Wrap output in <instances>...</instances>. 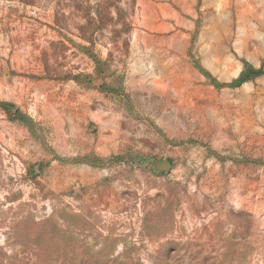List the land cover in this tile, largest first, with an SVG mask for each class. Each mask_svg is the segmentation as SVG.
Instances as JSON below:
<instances>
[{"label":"rangeland","instance_id":"374dc122","mask_svg":"<svg viewBox=\"0 0 264 264\" xmlns=\"http://www.w3.org/2000/svg\"><path fill=\"white\" fill-rule=\"evenodd\" d=\"M0 264H264V0H0Z\"/></svg>","mask_w":264,"mask_h":264},{"label":"trees","instance_id":"16d2710c","mask_svg":"<svg viewBox=\"0 0 264 264\" xmlns=\"http://www.w3.org/2000/svg\"><path fill=\"white\" fill-rule=\"evenodd\" d=\"M262 73H263V69L256 68L254 65L250 64L248 61H244V66L239 76L234 78L231 82L223 83L222 85L237 87L249 81L250 79L261 75ZM19 117L23 119L22 121H26V119H28L27 116L22 115V114H19Z\"/></svg>","mask_w":264,"mask_h":264}]
</instances>
